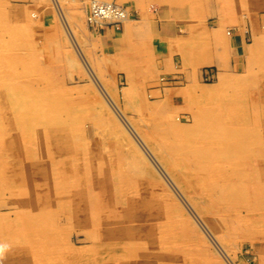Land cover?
<instances>
[{"label":"rangeland","instance_id":"obj_1","mask_svg":"<svg viewBox=\"0 0 264 264\" xmlns=\"http://www.w3.org/2000/svg\"><path fill=\"white\" fill-rule=\"evenodd\" d=\"M88 5L0 0V264H264V0H150L152 53Z\"/></svg>","mask_w":264,"mask_h":264},{"label":"bare ground","instance_id":"obj_2","mask_svg":"<svg viewBox=\"0 0 264 264\" xmlns=\"http://www.w3.org/2000/svg\"><path fill=\"white\" fill-rule=\"evenodd\" d=\"M162 2L164 1V0H161ZM56 3H57V1H55ZM142 7H143V5H142ZM57 8L59 9V10H61L60 9V5H58V3H57ZM143 9V8H142ZM149 9V8H148ZM130 8L129 7H124L120 2H118L117 0H89V5H88V7H87V19L89 20L90 18L92 19V21H94V24L93 25H95V27H94V29H93V31L94 32H96L97 30H98V28H103V30L104 29H106L107 27H111L112 28V19L114 18L115 20H118L119 22H120V30L122 29V26H123V24L126 22V21H128L132 16H131V13H130ZM140 11V10H139ZM140 12H142V11H140ZM143 14H144V12H143ZM62 16V18H63V23H64V25L66 26V27H68V23H67V21L66 20H64L65 18H64V15L62 14L61 15ZM145 16V15H144ZM140 17V16H139ZM144 19H145V17H143ZM135 19V18H134ZM133 19V20H134ZM143 19V20H144ZM147 19V18H146ZM167 19V18H166ZM111 20V21H110ZM142 20V21H143ZM149 20V19H148ZM131 21V20H130ZM146 21V20H145ZM166 21H168V20H166ZM147 22H149V21H147ZM88 23V25H90V22H87ZM116 23H118L117 21H116ZM142 23H144V22H142ZM106 24V25H105ZM115 24V23H114ZM131 24V23H130ZM157 24V23H156ZM143 25H145L146 26V24H143ZM171 25V24H170ZM149 26V25H148ZM117 29H119V28H117ZM151 29V28H150ZM238 29V28H237ZM100 30V29H99ZM99 30L97 31V32H99ZM103 30L101 31V33H103ZM114 30H115V28H114ZM129 30V29H128ZM9 31V30H8ZM196 31V30H195ZM203 31L204 32H206V33H208V31L206 30H204L203 29ZM230 31H232V30H230ZM115 32H116V30H115ZM11 33V32H10ZM142 33V32H141ZM148 33H149V30H148ZM179 33V32H178ZM229 33V32H228ZM231 33H233V32H231ZM12 34V33H11ZM14 34V33H13ZM12 34V35H13ZM19 34V33H18ZM20 34H22V33H20ZM180 34V33H179ZM176 35V36H174V37H169V38H158L157 39V41H159L160 43H159V45L158 46H162V47H165V46H167L166 45V43L168 44V43H173V41L174 40H176V39H180V35ZM24 35V34H23ZM26 35V34H25ZM126 35H128L127 33H126ZM146 35V34H145ZM168 35V34H167ZM209 35V34H208ZM140 36H141V34H140ZM129 38H131L130 36H128ZM128 37H126V38H128ZM116 38V37H115ZM119 38H121V37H119ZM184 38H185V36H184ZM243 38V37H242ZM141 39L142 38H140V39H137L136 41H141ZM153 39V38H152ZM130 40V42H129V44H130V48L133 50H135V48H134V46H135V41L133 40V39H129ZM120 41H122V39H120ZM20 43V42H19ZM231 44V43H230ZM255 45V44H254ZM198 46V45H197ZM206 46V45H205ZM204 46V47H205ZM190 47V46H189ZM211 47V46H210ZM151 47H148V50H150V52H151V50L152 49H150ZM188 48V47H187ZM186 48V49H187ZM196 48V47H195ZM256 48H257V46L254 48L255 50H256ZM147 49V48H146ZM146 49H145V52H146ZM194 49V48H193ZM253 49V50H254ZM191 50V49H190ZM208 51H211V50H208ZM225 51V50H224ZM17 52V51H16ZM144 52V51H143ZM150 52H148V57L150 58L151 56V53ZM211 53V52H210ZM223 53H225V52H223ZM146 54V53H145ZM191 54V53H190ZM143 55L144 54H140V59H142V57H143ZM261 55V54H260ZM154 56V55H153ZM263 56V55H262ZM147 57V56H146ZM205 57V56H204ZM212 57V56H211ZM154 57H152V59H153ZM168 58H171L170 56L168 57ZM230 58V57H229ZM148 59V58H147ZM167 59V58H166ZM165 59V60H166ZM204 59V58H203ZM208 60H210V62H209V64L211 63V59H210V57H208ZM256 60V59H255ZM172 61V60H171ZM231 61V60H230ZM149 62H151L150 61V59H149ZM200 63H202L203 61H199ZM13 62H11V64H12ZM256 63V62H255ZM6 64H7V62H6ZM197 64H198V62H197ZM204 64V63H203ZM207 64V63H206ZM217 66V65H216ZM223 70V69H222ZM261 72V71H260ZM264 73V72H263ZM262 74V73H261ZM260 74V75H261ZM249 76H251V75H249ZM258 76V75H257ZM254 77V76H253ZM248 78V77H247ZM262 78V77H261ZM8 79H10V78H8ZM263 79V78H262ZM261 79V80H262ZM250 80H252L251 78H250ZM97 81V80H96ZM98 82V81H97ZM256 82H257V80H256ZM256 82H254V83H256ZM1 83V82H0ZM252 84H253V82H251ZM262 83V82H261ZM251 84V85H252ZM8 85V84H7ZM253 85H255V84H253ZM249 86V85H248ZM254 87V86H253ZM260 87V86H259ZM8 88V87H7ZM8 90V89H7ZM16 90V89H15ZM19 90V89H18ZM21 90V89H20ZM19 90V91H20ZM24 90V89H23ZM249 90V89H248ZM39 91V90H38ZM10 92V91H9ZM13 92V91H12ZM16 92V91H15ZM241 93H242V91H240ZM243 92H244V90H243ZM246 92V91H245ZM20 92H18V94H19ZM24 93H25V90H24ZM251 93H253V92H251ZM250 94V93H249ZM10 94H8V96H9ZM16 95H17V93H16ZM244 95V94H243ZM253 95V94H252ZM11 97H12V95H10ZM14 97V96H13ZM12 97V98H13ZM16 97V96H15ZM18 97V96H17ZM47 97V96H46ZM249 97L251 98V94L249 95ZM248 97V98H249ZM20 98H21V100H22V97H21V95H20ZM256 98V97H255ZM14 99V101L16 100L15 98H13ZM13 99L11 100V101H13ZM245 100H247L246 98H244ZM243 100V99H242ZM256 100V99H255ZM240 101H241V99H240ZM206 102V101H205ZM248 102H250V101H248ZM247 102V103H248ZM14 103V102H13ZM12 103V104H13ZM32 103V102H31ZM41 103V102H40ZM246 103V102H245ZM11 104V105H12ZM27 104V103H26ZM51 104V103H50ZM250 104V103H249ZM255 104V103H254ZM262 104V103H261ZM23 105H24V103H23ZM45 105V104H44ZM47 105V104H46ZM257 105V104H256ZM19 106H21V104L19 105ZM25 106H27V105H25ZM25 106H23V108H25ZM32 106V105H31ZM221 106H222V104H221ZM227 106V105H226ZM225 106V107H226ZM263 106V105H262ZM15 107V106H14ZM29 107V106H28ZM34 107V106H33ZM250 107H251V105H250ZM259 107V106H258ZM261 107V106H260ZM37 108V107H36ZM42 108V107H41ZM40 108V109H41ZM16 109H19L17 106H16ZM31 109V108H30ZM38 109V108H37ZM221 109H224V108H221ZM258 109V108H257ZM260 109V108H259ZM32 110V109H31ZM36 110V109H35ZM43 109H41L40 111H42ZM252 110V109H251ZM10 111V110H9ZM13 111H15V110H12V112ZM25 111H27V109L25 110ZM29 111V110H28ZM36 111H39V110H36ZM253 111V110H252ZM16 112H18V111H16ZM15 112V113H16ZM32 112H33V110H32ZM70 112V111H69ZM246 112V111H245ZM257 112V111H256ZM2 113V112H1ZM0 113V114H1ZM29 113V112H28ZM38 113H40V112H38ZM224 113H225V111H224ZM253 113V112H252ZM262 113V112H261ZM243 114V113H242ZM4 115V114H3ZM41 115H43L42 113H41ZM245 115V114H244ZM246 115H248V114H246ZM249 115H252V114H249ZM257 115V114H256ZM6 116V115H5ZM19 116V115H18ZM29 116V115H28ZM61 116V115H60ZM233 116V115H232ZM242 116V115H241ZM26 117V115L24 116V118ZM32 117H35V116H32ZM41 117V116H40ZM50 117V116H49ZM234 117V116H233ZM240 117V116H239ZM242 117H244V116H242ZM251 117V116H250ZM249 117V118H250ZM254 117V116H253ZM257 117V116H256ZM255 117V119H256V121H257V118ZM14 118V117H13ZM16 118H17V116H16ZM15 118V119H16ZM19 118V117H18ZM17 118V119H18ZM38 118V117H37ZM15 119H14V121H15ZM16 119V120H17ZM27 119V118H26ZM44 119V118H43ZM48 119V118H47ZM56 119H57V115H56ZM55 119V120H56ZM60 119V118H59ZM58 119V120H59ZM152 119V118H151ZM223 119V118H222ZM239 119H241V117L239 118ZM245 119V118H244ZM243 119V120H244ZM251 119H253V118H251ZM250 119V120H251ZM48 120H50V119H48ZM55 120H54V122H55ZM228 120V119H227ZM226 120V121H227ZM264 120V119H263ZM19 121V120H18ZM51 121V120H50ZM61 121V120H60ZM224 121V120H223ZM225 121V122H226ZM229 121H234V120H229ZM228 121V122H229ZM237 121V120H236ZM245 121V120H244ZM248 121V120H247ZM246 121V122H247ZM20 122V121H19ZM235 122V121H234ZM237 122H240V121H237ZM254 122V121H253ZM258 122V121H257ZM261 121H259V123H260ZM264 122V121H263ZM4 123V122H3ZM9 123V122H8ZM24 123V122H23ZM236 123V122H235ZM5 124V123H4ZM18 124V123H17ZM16 124V125H17ZM27 124V123H26ZM56 124V123H55ZM252 124V123H251ZM16 125H14V126H16ZM29 125V124H28ZM25 126V125H23V126H25V127H29V126ZM61 125V124H60ZM154 125H156V124H154ZM153 125V126H154ZM247 125V124H246ZM253 125H254V123H253ZM6 126V125H5ZM52 126V125H51ZM57 126V125H56ZM170 126V125H169ZM10 127H11V125H10ZM17 127V126H16ZM25 127H23L24 129H26V130H28L27 128H25ZM37 127H39V126H37ZM171 127V126H170ZM264 128V127H263ZM20 129H22V128H20ZM29 129H30V127H29ZM33 129V128H32ZM34 131V130H33ZM44 131V130H43ZM45 132V131H44ZM46 132H47V130H46ZM70 132V131H69ZM36 133V132H35ZM263 133V132H262ZM34 134V133H33ZM27 135V134H26ZM264 135V134H263ZM9 136V135H8ZM20 136V135H19ZM39 136V135H38ZM36 137V138H38L39 139V137ZM41 136V135H40ZM44 137H46V136H44ZM49 137V136H48ZM32 139V138H31ZM33 140H34V138H33ZM28 141V140H27ZM40 141V140H39ZM199 141V140H198ZM197 141V142H198ZM202 141H204V140H202ZM202 141H199V142H202ZM206 141H208V140H206ZM210 141V140H209ZM208 141V142H209ZM2 142V141H1ZM41 142L42 141H40V144H41ZM43 142H44V140H43ZM193 142H194V140H193ZM195 142H196V140H195ZM207 142V143H208ZM216 142V141H215ZM217 142H219V141H217ZM216 142V143H217ZM153 143H155V142H153ZM220 143V142H219ZM224 143H225V141H224ZM34 144H36V142L34 143ZM32 145V144H31ZM36 146V145H35ZM38 146V145H37ZM34 147V146H33ZM40 148H41V146H40ZM77 148V147H76ZM80 148V147H79ZM39 149V148H38ZM53 149V148H52ZM35 150V149H34ZM43 150V149H42ZM76 150V149H75ZM38 151V150H37ZM74 151V150H73ZM14 153V152H13ZM12 154V153H11ZM16 154V153H15ZM18 154V153H17ZM39 154H40V151H39ZM46 154V153H45ZM71 154V153H70ZM251 155V154H250ZM47 156V155H46ZM68 156V155H67ZM71 156V155H70ZM39 157V156H38ZM40 157H41V155H40ZM62 157V156H61ZM150 157H151V155H150ZM43 158V157H42ZM85 158V157H84ZM8 159V158H7ZM10 159V158H9ZM25 159H26V157H25ZM45 159V158H44ZM166 159V158H165ZM253 159V158H252ZM37 160V159H36ZM60 160V159H59ZM62 160V159H61ZM64 160V159H63ZM62 160V161H63ZM78 160V159H77ZM81 160V159H80ZM152 160V159H151ZM258 160V159H257ZM40 161V160H39ZM53 161H55V160H53ZM58 161V160H57ZM56 161V162H57ZM74 161V160H73ZM79 161V160H78ZM261 161V160H260ZM3 162H4V160H3ZM31 162V161H30ZM34 162H36V161H34ZM46 162V161H45ZM48 162V161H47ZM56 162H55V164H56ZM59 162V161H58ZM64 162V161H63ZM156 162V161H155ZM40 163H42V162H40ZM39 163V164H40ZM154 163V162H153ZM157 163V162H156ZM156 163H154V164H156ZM3 164V163H2ZM18 164H19V162H18ZM60 164V163H59ZM13 165V164H12ZM15 165V164H14ZM35 165V164H34ZM41 165V164H40ZM43 165V164H42ZM78 165V164H77ZM3 166V165H2ZM55 166V165H54ZM5 167H6V164H5ZM13 167V166H12ZM40 167V166H39ZM62 167V166H61ZM159 167V166H158ZM162 167V166H161ZM2 168V167H1ZM17 168V167H16ZM22 168H24V167H22ZM22 168H21V170H22ZM40 168H42V167H40ZM4 169V168H3ZM6 169V168H5ZM4 169V170H5ZM26 169H27V167H26ZM63 169V168H62ZM160 169V168H159ZM40 170V169H39ZM56 170V169H55ZM165 170V169H164ZM6 171V170H5ZM14 172H15V170H13ZM23 171V170H22ZM59 171H60V169H59ZM8 174H9V171L7 170L6 171ZM26 172V171H25ZM36 172V171H35ZM38 172V171H37ZM63 172V171H62ZM166 172V171H165ZM4 173V172H3ZM53 173H54V171H53ZM85 173V172H84ZM251 173V172H250ZM6 174V173H5ZM12 174V173H11ZM11 174H9V175H11ZM15 174L16 173H14V174H12V175H14L15 176ZM27 174V173H26ZM32 174V173H31ZM73 174V173H72ZM17 175V174H16ZM19 175V174H18ZM21 175H22V173H21ZM34 175H36V174H34ZM40 175H42V174H40ZM59 175H61V177H62V174H59ZM71 175V174H70ZM13 176V177H14ZM31 176H33V175H31ZM37 176V175H36ZM43 176V175H42ZM64 176V175H63ZM71 176H73V175H71ZM254 176H256V175H254ZM16 177H18V176H16ZM22 177H23V175H22ZM29 177V175L27 174V178ZM35 176H33V178H34ZM38 177V176H37ZM59 177V176H58ZM82 177H84V176H82ZM101 177V176H100ZM24 178V177H23ZM22 178V179H23ZM43 178V177H42ZM67 178H68V176H67ZM165 178H166V176H165ZM9 179V178H8ZM18 179V178H17ZM31 179V178H30ZM29 179V180H30ZM37 179V178H36ZM82 179V178H81ZM84 179V178H83ZM5 180V182H6V178L4 179ZM45 180V179H44ZM38 181V180H37ZM48 181V180H47ZM79 181H81V180H79ZM87 181V180H86ZM168 181V180H167ZM263 181V180H262ZM4 182V181H3ZM25 182V181H24ZM24 182H22V184L24 183ZM49 182V181H48ZM52 182V181H51ZM17 183V182H16ZM20 183V182H19ZM28 183V182H27ZM81 183V182H80ZM89 183V182H88ZM18 184V183H17ZM17 184H16V188H17ZM26 184V183H25ZM24 184V185H25ZM23 185V186H24ZM28 185V184H27ZM12 186V185H11ZM15 186V185H14ZM21 185H19L18 187H20ZM80 186V185H79ZM98 186V185H97ZM100 186H102V184L100 185ZM251 186V185H250ZM59 187V186H58ZM78 187V186H77ZM13 188V187H12ZM35 188H37V187H35ZM197 188V187H196ZM38 189V188H37ZM192 189V188H191ZM20 190V189H19ZM19 190H18V188H17V191L19 192ZM26 190V189H25ZM36 190V189H35ZM48 190V189H47ZM73 190V189H72ZM75 190V189H74ZM22 191H24L23 190V187H22ZM40 192V191H39ZM42 192V191H41ZM49 193V192H48ZM72 193H74V192H72ZM43 194V193H42ZM94 194V193H93ZM96 194V193H95ZM109 194V193H108ZM18 195V194H17ZM97 195V194H96ZM95 195V196H96ZM107 196V195H106ZM45 197V196H44ZM54 196H52V198H53ZM62 197V196H61ZM75 197V196H74ZM51 198V197H50ZM57 198V197H56ZM55 198V199H56ZM79 198V197H78ZM22 199H24V198H22ZM120 199V198H119ZM258 199V198H257ZM31 200H33V199H30V201ZM59 200V199H58ZM79 200V199H78ZM77 200V201H78ZM114 200V199H113ZM44 201V200H43ZM46 201V200H45ZM44 201V202H45ZM48 201V200H47ZM22 202V201H21ZM64 202H67V201H64ZM76 202V201H75ZM39 203V202H38ZM37 203V204H38ZM46 203V202H45ZM45 203H44V206H45ZM53 203H55L54 202V200H53ZM23 204V203H22ZM41 204H42V202H41ZM77 204V203H76ZM26 206V205H25ZM32 206H33V203H32ZM78 206V205H77ZM118 206V205H117ZM130 206V205H129ZM37 207V206H36ZM61 208V207H60ZM82 208V207H81ZM80 208V209H81ZM32 209V208H31ZM61 209H64V207H63V205H62V208ZM36 210V209H35ZM42 210V209H41ZM67 210V209H66ZM34 211V210H33ZM69 211V210H68ZM78 211V210H77ZM74 213V212H73ZM72 213V214H73ZM78 214V213H77ZM86 215V214H85ZM78 216V215H77ZM125 217V216H124ZM121 220H123V219H121ZM91 222V221H90ZM90 222H88V223H90ZM94 222V221H93ZM109 223V222H108ZM122 223V222H121ZM49 224V223H48ZM106 224V223H105ZM133 225V224H132ZM106 226V225H105ZM109 226V225H108ZM111 226V225H110ZM129 226V225H128ZM203 226V225H202ZM22 227V226H21ZM119 227V226H118ZM29 228V227H28ZM101 228V227H100ZM120 228V227H119ZM130 228H131V226H130ZM44 229V228H43ZM127 229V228H126ZM102 230V229H101ZM129 231H130V229H129ZM15 233V232H14ZM30 234H32V233H30ZM207 234V233H206ZM124 237V236H123ZM126 238H128V237H126ZM134 239V238H133ZM210 239H212V238H210ZM11 240H13V239H11ZM15 240H16V238H15ZM98 240H100V239H98ZM110 240V239H109ZM132 240V239H131ZM18 241V240H17ZM215 241V240H214ZM9 242V241H8ZM11 242V241H10ZM9 242V243H10ZM4 244H7V242L5 241L4 242ZM3 244V245H4ZM11 244H13L12 242H11ZM217 244V243H216ZM14 245V244H13ZM131 248H132V246H131ZM223 253V252H222ZM227 256V255H226ZM225 257V256H224ZM130 258V257H129ZM229 259V258H228ZM130 260V259H129ZM115 261V260H114ZM131 261V260H130ZM228 261V264H233L232 263V261H230V260H227ZM226 261V262H227ZM134 263V262H133ZM138 263V262H137Z\"/></svg>","mask_w":264,"mask_h":264},{"label":"crops","instance_id":"obj_3","mask_svg":"<svg viewBox=\"0 0 264 264\" xmlns=\"http://www.w3.org/2000/svg\"><path fill=\"white\" fill-rule=\"evenodd\" d=\"M117 1L130 8L132 17L123 24L122 29L119 32L117 31L115 32V30L111 27H107L106 29L103 30V33H101V37H102L101 41L105 43L106 47L111 48L112 46L117 50L120 51L122 50L127 52L128 51L127 46L130 42L129 39H133L134 41H136L137 39L144 38V40H147L149 36H151L153 39L150 40V47L152 49L155 48L157 49L160 43L159 41H157L158 38H169L179 34L177 25L175 24V21H173V18L168 16L170 15V13L167 10L161 12L159 10H154L152 8L148 9V3L150 2V0H117ZM139 10L142 12H140ZM143 17H145V19ZM143 24H146V26ZM126 33L128 35H126ZM140 34H143V37H140ZM128 36L130 37L132 36V37L129 38ZM120 39H122V41H120ZM159 47L162 50L163 47L162 46Z\"/></svg>","mask_w":264,"mask_h":264},{"label":"built area","instance_id":"obj_4","mask_svg":"<svg viewBox=\"0 0 264 264\" xmlns=\"http://www.w3.org/2000/svg\"><path fill=\"white\" fill-rule=\"evenodd\" d=\"M89 20H90V21H91V22L94 24V21H92V19H91V18H90ZM116 21H117V20H116Z\"/></svg>","mask_w":264,"mask_h":264}]
</instances>
